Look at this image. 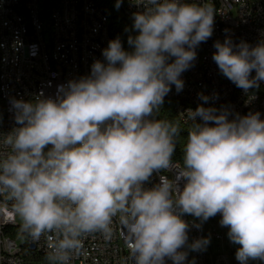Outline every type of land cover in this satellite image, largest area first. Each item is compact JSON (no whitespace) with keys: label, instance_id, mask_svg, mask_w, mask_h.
Instances as JSON below:
<instances>
[{"label":"clouds","instance_id":"1","mask_svg":"<svg viewBox=\"0 0 264 264\" xmlns=\"http://www.w3.org/2000/svg\"><path fill=\"white\" fill-rule=\"evenodd\" d=\"M129 2L139 9L125 28L135 33L127 37L130 51L116 37L101 50L103 61L57 86L54 97L10 101L16 126L0 132V211L18 220L21 239L46 248L45 264H72L85 239L110 241L117 227L128 250L124 264H185L189 252L210 244L208 237L189 242V231L217 214L238 245V264H264L261 114L205 107L216 96L199 93L202 103L185 112L179 166L180 124L158 118L213 34L214 5ZM213 47L219 72L245 94L264 82V40L253 46L226 37ZM154 174L159 182L146 187Z\"/></svg>","mask_w":264,"mask_h":264},{"label":"built area","instance_id":"2","mask_svg":"<svg viewBox=\"0 0 264 264\" xmlns=\"http://www.w3.org/2000/svg\"><path fill=\"white\" fill-rule=\"evenodd\" d=\"M135 2V0H131ZM217 10V24L220 36H211L203 43V58L196 59L181 79L183 90L167 95L174 101L176 117L188 125L187 109H193L202 101L203 93L216 99L205 107H226L233 114L241 116L259 112L261 119L264 94H256V100H247L243 91L232 82L213 79L212 60L216 51L214 42L223 43L222 27H234L233 43L241 40L256 45L264 40V0H210ZM126 12L139 9L128 0ZM109 29L105 28V17L95 0H58V7L49 16V31L46 32L40 14L39 0H0V132L8 133L15 127L10 101H28L39 94L54 97L57 86L72 79L86 76L94 60L103 61L101 50L110 41ZM254 74V73H253ZM264 86V82L261 83ZM178 166V163H176ZM171 175V173H168ZM159 182L154 174L146 187ZM216 218H221L217 214ZM194 219H189L193 222ZM198 223V221H195ZM214 221L206 230L191 228L189 242L200 237L210 238V244L203 252H189L197 264H221V244L227 242V229L215 228ZM19 222L7 211H0V264L2 257H9L10 264H45L40 261L42 246L21 239L18 235ZM128 250L118 227L110 241L99 234L89 236L84 248L72 264H124ZM171 264V261H167ZM187 264V263H185Z\"/></svg>","mask_w":264,"mask_h":264},{"label":"trees","instance_id":"3","mask_svg":"<svg viewBox=\"0 0 264 264\" xmlns=\"http://www.w3.org/2000/svg\"><path fill=\"white\" fill-rule=\"evenodd\" d=\"M95 2L98 5V7L102 10L104 16L107 19L109 35H110L111 40L115 39L116 37H120L124 49L130 51L131 49L129 48L127 44V37L128 35L130 34L134 35L135 33H126L125 28L126 27L131 28L132 13L126 12L122 8L126 6H123V5L120 6L119 9H117L115 7L116 0H95ZM39 6H40V14L43 19L46 32H48L49 31V16H50L51 11L58 7V0H39ZM225 79L228 80L222 75V80L224 81ZM249 92L255 93V94H261L262 90L259 86V88L250 89ZM158 118L170 119V120L179 122L180 124L182 131L180 133V137L178 138L176 152L173 157L174 162L180 165V163H182L183 147L187 139L188 125H184L176 117L175 112H174V101L170 99L168 96L165 97V101L161 108V111L158 113ZM212 221H214V219L210 218L207 222L203 223L201 227L203 231L206 230L207 226ZM228 246H229L228 244L225 246L224 252L229 256L232 264H238V262L235 259L236 249H231Z\"/></svg>","mask_w":264,"mask_h":264},{"label":"bare ground","instance_id":"4","mask_svg":"<svg viewBox=\"0 0 264 264\" xmlns=\"http://www.w3.org/2000/svg\"><path fill=\"white\" fill-rule=\"evenodd\" d=\"M126 6L128 7V0H122L121 6ZM99 10H101L98 7ZM102 11V10H101ZM217 12V10H216ZM102 16H104L102 12ZM105 17V16H104ZM214 24H217V13L215 15V22ZM105 28L108 29V22L105 17ZM213 36H220V25H214V30H213ZM222 35L224 37H229V38H235L236 36V29L234 27H222ZM197 52V58L196 59H202L203 58V43L199 45V47L196 49ZM213 79H215V82H222V74L219 72V69L217 66H213ZM260 88L262 90L261 94H264V86L260 84ZM242 91V90H241ZM244 94V97L247 98V100H256V94L255 93H250L249 94ZM254 94L255 98L251 99V96ZM262 115L264 117V106L262 108ZM179 166V165H178ZM186 221L189 222V219H194L191 216H185L183 217ZM225 251V243L221 244V264H232L231 259L229 256L224 252ZM46 248H39V257L40 261L44 262V256H45ZM191 255H188L187 261H192ZM195 260V264H197V259ZM187 261L185 263H187ZM1 264H10V258L9 257H2L1 259Z\"/></svg>","mask_w":264,"mask_h":264},{"label":"rangeland","instance_id":"5","mask_svg":"<svg viewBox=\"0 0 264 264\" xmlns=\"http://www.w3.org/2000/svg\"><path fill=\"white\" fill-rule=\"evenodd\" d=\"M221 218H216L215 220H214V223H213V225H214V227L215 228H221V229H227V228H222V227H220V225H219V220H220ZM227 231H228V229H227ZM227 242H229V240H228V238H227ZM229 245L228 247L229 248H231V249H236L237 247H238V245H234V244H232V243H225V246L226 245ZM250 264H260V262L259 261H254V262H250Z\"/></svg>","mask_w":264,"mask_h":264}]
</instances>
